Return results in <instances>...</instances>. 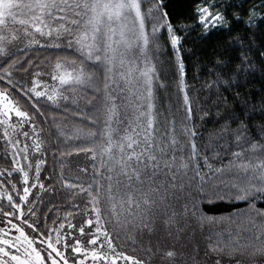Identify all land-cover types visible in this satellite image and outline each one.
<instances>
[{
  "label": "snow or ice",
  "instance_id": "6c2138e0",
  "mask_svg": "<svg viewBox=\"0 0 264 264\" xmlns=\"http://www.w3.org/2000/svg\"><path fill=\"white\" fill-rule=\"evenodd\" d=\"M165 28L174 60L160 59L167 55L159 52ZM198 28L203 31L192 39ZM185 37L204 49L215 45V60L203 65L209 77L203 87L216 88L223 99L215 105L216 140L204 149L197 143L186 86ZM33 45L49 52V71L36 65L39 56L27 55ZM69 51L70 57L63 55ZM0 58V141L5 161L11 157V167L0 168V199L6 201L0 206V264H86L88 257L92 264H180L175 258L185 253L175 247H149L142 258L116 240L124 232L132 245L142 243L137 232L142 237L145 230L159 231L156 220H161L163 231L178 241L181 232L188 233L175 226L189 218L230 225L226 242L219 233L205 237V264H264V0H254L247 11L243 0L239 5L234 0H151L146 11L145 0H0ZM25 65L35 68L30 83L13 76L16 70L28 75ZM257 65L259 91L242 96ZM42 76H50L51 83ZM88 89L90 112L77 109L74 116L89 123L65 120L55 135L57 144L91 156L90 183L63 173L56 177L69 199L87 197L83 224L91 227H77L68 219L71 212L51 227V213L45 212L41 227L44 210L29 193L39 198L33 191L37 185L42 191L59 189L47 183L52 176L42 178L46 157L40 153L48 149L42 147L46 120L39 119L44 115L40 101L75 103L74 94ZM13 114L15 122L8 119ZM257 115L260 122L249 124ZM33 166L35 175L29 171ZM81 171L87 175V168ZM16 173L20 183L14 182ZM205 201L226 203L227 214L207 215ZM69 248L70 253L62 250ZM194 251L198 254V245ZM157 253L159 261L153 259Z\"/></svg>",
  "mask_w": 264,
  "mask_h": 264
},
{
  "label": "trees",
  "instance_id": "16d2710c",
  "mask_svg": "<svg viewBox=\"0 0 264 264\" xmlns=\"http://www.w3.org/2000/svg\"><path fill=\"white\" fill-rule=\"evenodd\" d=\"M227 2V0H226ZM236 4H240L241 0H234ZM254 0H243V7L245 11H247L251 6ZM255 2L258 3V0H255ZM173 3L179 4L180 0H173ZM173 5L170 4L169 8H171ZM187 9H185L186 11ZM163 35L160 37L159 44V52L161 54L167 53V55H160L161 60H174V56H172V48L171 44L168 42V35H167V29H163ZM203 30L197 29L196 32L193 34L192 39L195 38V36L199 35ZM180 35L183 37L184 34L180 33ZM225 40H227V37H225ZM215 45H209L207 49L203 48L202 44H193L190 42V40L185 37L181 42V48H182V59L185 61L186 66V86L187 90L189 92V97L193 102V111L196 113L195 115V125H196V132L198 133V139L197 143L201 147V149H204L206 146L211 147L212 143L216 140V134L220 127L219 124H217V109L215 105L223 99L222 96L217 95V89L213 88L211 91L208 90V88L203 87L206 80L209 79L207 76V69L203 67L204 64L207 63L209 59L215 60V54L211 51L212 47ZM39 49V46H31V50L27 53V55L31 56L32 58H36L37 56L40 57L39 60L36 61V65L40 68L42 72L49 71V65L46 63L49 52L47 51H37ZM154 53L153 55H156L155 49H153ZM234 55H239V52L233 53ZM63 55L71 56V52H65ZM232 55V54H230ZM54 58V57H53ZM3 62V61H2ZM0 62V63H2ZM26 68H29V74L26 75L25 72L21 70H16L13 72L14 78L20 80L21 82L27 81L30 83L31 80V73L35 71V68L30 67L28 65H25ZM42 79L48 81L51 83V79L48 78V76H42ZM101 79H102V70H101ZM251 79V83L248 85H245L241 89V95L246 96L250 93H258L260 85H261V70L259 66L257 65L255 76ZM102 86V85H101ZM70 96H73L71 92L67 93ZM91 94V90H84V91H78L74 94L75 96V103H73L72 99H69L68 101L61 100L58 105H53L51 102H47L46 100L42 99L40 101L41 106L44 107V115H41L39 119L41 121H45L43 125V133H42V139L45 141V143L42 145L43 148H47L48 151L45 154L44 152H41V157H46V163L42 165L41 172H42V178L47 176H52L53 179L51 181H47V183L53 184L56 189H59V191H42L39 188V185L37 186L35 191L40 192L39 198H36L32 195H29L33 199H37V209L43 208V212L39 215V221L41 227H44L45 223V212H50L51 214L48 216L47 223L48 226L51 227L53 224V221H57V226H59L58 221L61 219H64L65 216L71 212V216H68L69 220H72L73 223L79 227L83 226L85 229L90 228L89 225H84L83 220L87 219L88 217L84 214L85 205H87V197H84L81 199L79 196L75 197L73 199H69L66 194H64L63 189V183L62 181H58L56 177L60 176L61 173H63L66 177H71L73 179L79 178L80 180L85 179L87 182H91L90 174L93 173L94 169L92 167V159L90 155H86L84 152H72L71 146H65L64 144H57L56 143V129L59 124H62L65 120L71 124L72 122H76L78 124L87 125L89 121L81 116H74V113L77 109H80L83 112H90L92 105L89 104L88 98ZM65 105H67V111H65ZM233 106V101L230 99L228 104V109H231ZM235 106L237 108L240 107V101L235 102ZM197 107L200 109L197 111ZM223 108V106H222ZM207 113V115H205ZM259 116L253 117L252 120L249 121V124H258ZM233 128L236 127L235 124L232 125ZM252 131L255 133L258 130L256 128H253ZM50 133L52 135L50 136ZM61 140L63 137L60 138ZM49 141H51V146L49 144ZM97 142H99V132H97ZM73 143H76L73 141ZM53 148H56L57 151H55V158H53ZM61 153H64V155H61ZM4 151H3V142L0 141V168L7 169L11 167V157H8L7 161H5L4 158ZM73 159H83L88 163L87 168V175L86 173L84 176L80 173L69 174L68 172V162L72 161ZM97 165L99 163V160L96 161ZM7 173H5L6 175ZM15 183H20V178L18 174H15ZM4 180V177H0V181ZM5 186L10 187L7 185V182L5 181ZM15 196V193H10ZM18 202V196L15 197ZM50 202V203H49ZM73 203H76L78 205V210L73 209L72 205ZM6 204V201H3L0 199V206H3ZM203 209L207 213V215H214V216H221L226 215L228 211V206L226 203H217L215 205H210L207 201H205L202 205ZM241 207H243L241 205ZM90 210V209H89ZM25 212H27V208L24 209ZM2 214V212H0ZM33 220L36 219V217H32ZM156 225L158 229L164 228L165 225L161 220H156ZM185 227L186 232L188 230H191L192 228H195L197 230V242H200V248L199 252L202 256H205V252L208 248V242L205 239V237L211 232V233H219V239L222 242H226L228 238V231L227 229L230 227L226 222L224 223H209L205 221L203 224L200 222L193 220V219H187L185 221H182L180 225H176L175 227ZM198 228V229H197ZM163 231V230H162ZM175 231V228L173 229ZM158 232V231H156ZM155 232V233H156ZM165 233V232H164ZM188 232V234H190ZM63 234V230H62ZM150 234V235H149ZM153 233H149L148 231H144L143 235L141 237L140 232H137V240L142 241L144 239H147L151 236ZM53 234V238H54ZM115 235V233H113ZM161 236V234H159ZM76 236L80 237L81 233L79 231L76 232ZM181 239L186 238L185 233H180ZM184 236V237H183ZM195 236V235H194ZM166 242H171L172 244H175V241H169L171 236H168L165 233ZM69 241L72 240V237H67ZM217 237L213 236V242L215 243ZM181 242V241H179ZM86 245V240L84 241ZM178 243V242H176ZM116 244L118 247L124 248V250L132 255L139 256L144 258L145 253H143L139 245L140 243H137L135 245H132L130 240L126 239V235L124 232L120 233V237L118 240H116ZM179 244V243H178ZM177 244V245H178ZM176 246V244L174 245ZM66 252L70 253L69 249H62ZM207 258V257H206ZM227 259V257H225Z\"/></svg>",
  "mask_w": 264,
  "mask_h": 264
},
{
  "label": "rangeland",
  "instance_id": "374dc122",
  "mask_svg": "<svg viewBox=\"0 0 264 264\" xmlns=\"http://www.w3.org/2000/svg\"><path fill=\"white\" fill-rule=\"evenodd\" d=\"M150 3H151V0H145V11H146V9ZM24 46H25L24 44L19 45V47H21V48H23ZM33 46H39V45H33ZM153 53H154V51H153ZM2 61H3V58H0V62H2ZM48 78L50 79V76H48ZM8 119L15 122L18 118H16L13 114ZM2 131H3V129H2V127H0V134H2ZM28 143L31 144V141H28ZM21 146H23V144ZM33 165H34V161H33ZM87 166H88V163L85 160L73 159L72 161L68 162V171H69L68 173L73 174V175L74 174L76 175V173H79V174L81 173L82 176H84L85 172L81 171V169L82 168H88ZM29 171L32 175H35L34 166L32 169H29ZM16 174H18V173H16ZM84 181H85V179H84ZM36 188L34 190H36ZM29 195H32V193H29ZM0 218H2L1 213H0ZM163 229H164L163 227L160 228L158 232H156V233L154 232V234H151V236L149 238L142 240V243H140L139 245L141 246L140 250L143 253H145L144 250L149 248V247H151V249L153 251H155L157 248L166 249V248L175 247V249L177 250L178 253H180V252L185 253V255H177V257L175 258L178 262H180V264H205V261L207 260V258L202 256L201 253L199 252L200 242L198 243L197 239H196V236H197L196 235L197 234L196 226H195V228L188 230V232L191 231V233L188 234L186 236V238H182L178 241L174 240L173 238H171L169 240L172 242L175 241L176 246H174L175 244H172L171 242H168V243L166 242L165 233H164V231H162ZM159 234H161V236ZM179 241H181V242H179ZM176 242H178L179 244ZM197 245H198V254L196 251H194V249L197 248ZM72 255H76V254H72ZM159 256H160V253H157L153 257V259L159 261ZM86 264H92L91 257H88ZM100 264H103V261H101Z\"/></svg>",
  "mask_w": 264,
  "mask_h": 264
}]
</instances>
